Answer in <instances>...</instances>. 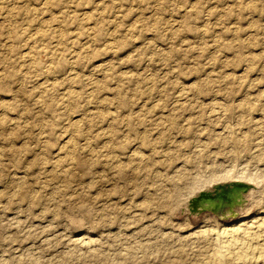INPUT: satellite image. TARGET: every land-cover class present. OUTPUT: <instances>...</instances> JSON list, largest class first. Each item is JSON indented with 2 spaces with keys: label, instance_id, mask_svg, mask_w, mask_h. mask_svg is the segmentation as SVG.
<instances>
[{
  "label": "rangeland",
  "instance_id": "374dc122",
  "mask_svg": "<svg viewBox=\"0 0 264 264\" xmlns=\"http://www.w3.org/2000/svg\"><path fill=\"white\" fill-rule=\"evenodd\" d=\"M237 225L260 264L264 0H0V264H218Z\"/></svg>",
  "mask_w": 264,
  "mask_h": 264
},
{
  "label": "bare ground",
  "instance_id": "6f19581e",
  "mask_svg": "<svg viewBox=\"0 0 264 264\" xmlns=\"http://www.w3.org/2000/svg\"><path fill=\"white\" fill-rule=\"evenodd\" d=\"M183 91V90H182ZM253 110V109H252ZM246 174V173H245ZM256 177V176H255ZM232 177L230 180H224L226 182H222V179H221V182L220 183L218 181V183L215 182V184L209 186H207L206 190L204 188L198 190L196 193H198L197 195H199L200 192L202 191H213L216 187L217 184H226V183H231V182H235V181H239V182H242V181H245L244 183H246V181L248 182V180H250L248 177V179H244L242 177V179H236ZM252 178V177H251ZM260 181V180H259ZM213 182V181H212ZM208 184V183H207ZM247 184V183H246ZM252 184V183H251ZM249 187V186H248ZM199 188V187H198ZM212 188V189H211ZM197 189V188H196ZM208 189H211V190H208ZM247 190V189H246ZM245 190V191H246ZM245 191H237V190H233V204L232 205H228L227 207H224L223 210H222V214L219 216V217H225L224 215L227 214L228 211H233L232 214H237L235 211L239 210V208L242 206V203L244 202L245 198H244V192ZM252 191V190H251ZM195 193V192H194ZM192 195V198L195 197V195ZM195 193V194H196ZM196 195V196H197ZM190 198L188 200V205L187 207L189 208V205H190V200L192 199ZM217 215V214H216ZM218 216V215H217ZM250 227V226H249ZM241 228L240 226H230L228 228H223L222 231L220 232L219 231H216L215 234H216V238L212 239L211 242L213 243V248H212V254H211V263H217L220 264V263H223L227 260L226 257H227V251H229V254L233 253L234 254V258L236 259H242L244 261L245 258H248V260L246 261H251V255H252V251L250 252V250H252V247L253 249L255 248L254 246H249V245H246L245 242H243L242 240H240V237L243 235H240V237H237V234L240 232ZM242 231V230H241ZM245 230H243L244 232ZM261 231V230H260ZM242 232V233H243ZM246 232H244L245 234ZM252 233V232H251ZM199 234V233H198ZM241 234V233H240ZM202 235V234H201ZM248 236V235H247ZM200 237V236H199ZM250 237H248L249 239ZM257 237H255L256 239ZM251 240L252 242V239H249ZM247 241V240H246ZM250 242V241H249ZM253 243V242H252ZM263 243V242H262ZM261 244V243H260ZM264 244V243H263ZM254 245V244H253ZM256 245V244H255ZM258 250V249H257ZM256 252V251H255ZM257 253V252H256ZM260 254V253H259ZM226 255V256H225ZM249 255V256H248ZM230 257L229 258H232L231 255H229ZM258 256V257H257ZM256 256V259H259L261 256V260L264 258V246L261 247V256L257 255ZM255 258V257H254ZM253 258V259H254ZM252 259V263H253V260ZM242 260H241V263H242ZM264 260V259H263ZM234 261V259H233ZM245 261V262H246ZM256 261V260H255ZM260 261V260H259ZM228 262V261H227ZM240 262V261H238ZM237 262V263H238ZM262 262V261H261ZM260 262V264H261ZM264 262V261H263ZM262 262V263H263ZM233 262H231L230 264H232ZM244 263V262H243ZM250 263V262H249ZM259 263V262H258ZM226 264H229V263H226ZM234 264V263H233ZM256 264V263H254Z\"/></svg>",
  "mask_w": 264,
  "mask_h": 264
},
{
  "label": "water",
  "instance_id": "95a60500",
  "mask_svg": "<svg viewBox=\"0 0 264 264\" xmlns=\"http://www.w3.org/2000/svg\"><path fill=\"white\" fill-rule=\"evenodd\" d=\"M249 184L244 182H231L226 184H217L213 191H202L199 195L190 200L188 211L190 214H199L204 211H210L220 216L224 207L233 204V190L245 191ZM228 208V207H227ZM233 211H228L224 216H233Z\"/></svg>",
  "mask_w": 264,
  "mask_h": 264
}]
</instances>
